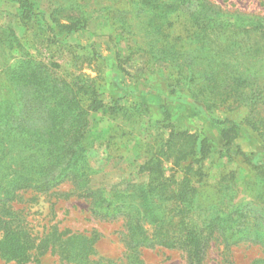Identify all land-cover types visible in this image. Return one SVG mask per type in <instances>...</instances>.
Returning <instances> with one entry per match:
<instances>
[{"label":"trees","instance_id":"obj_1","mask_svg":"<svg viewBox=\"0 0 264 264\" xmlns=\"http://www.w3.org/2000/svg\"><path fill=\"white\" fill-rule=\"evenodd\" d=\"M12 1L18 5L19 26L25 27V35L33 17L46 20L44 28L52 36L46 33L39 39L43 30L34 31V45L49 40L60 43L57 36L85 30L95 13L103 16L114 32L120 31L133 38L134 45L141 35L139 47H143L146 55L145 64L175 66L171 76L175 79L172 87L176 88L182 87L187 74L190 80L195 78L194 71L186 68L183 59L185 35H181L182 32L201 28L210 34H218L224 44L245 51L250 58L260 57L258 65L243 70L233 62L223 61L215 73H202L201 85L195 93L201 94L211 107L222 108L225 115L244 108L246 112L240 122L258 133L259 147L264 152V137L260 133V126L264 125V19L227 11L204 0H92V9L88 7V0ZM27 44L13 27L1 29L0 62L3 66L0 70L4 77L0 85L4 88L0 94L1 257L25 263L35 248L40 252L59 254L67 264L79 263L78 251L72 244L73 236L65 237V233H57L52 228L36 243L26 228L22 211L13 210L12 206L19 192L47 194L64 183H69L73 196L86 203L91 216L121 221L124 264H141L139 250L155 248L179 251L186 264H206L211 243L220 247L218 264H233L232 249L240 244L258 246L264 252V201L260 196L251 191L249 201L234 202L237 181L230 173L229 180L219 182L220 199L218 195L206 193L211 207L197 213L194 203L199 196L196 188L199 171L194 172L192 181L187 180L188 173L180 180L164 177L161 165L170 163V143L159 145V151L145 161L149 177L145 184L137 185L136 190L106 193L94 187L84 140L87 117L105 107L100 83L84 74H68V80L58 76L50 64L25 51ZM13 52H19V56H13ZM121 101L120 98L112 102L108 112L116 114L120 111ZM143 107L138 103L134 109L138 113ZM160 113L165 115H162L164 120L169 118V113L162 110ZM228 126L220 131L224 147L231 146L239 151L232 144L234 135H229L238 127L230 123ZM205 146L206 151L208 147ZM160 156L165 160L161 161ZM190 156L184 154L171 165L179 167L178 163L185 161L184 168L191 170L192 163L203 160L196 157L189 161ZM252 168L249 179L257 191H263L264 167L254 165ZM204 177L205 174H201V182ZM245 180L242 183L249 185L250 182ZM131 186L134 185L126 187ZM155 192L159 196H153ZM162 196L180 203L181 209L177 210L183 216L181 222L172 224L167 219L169 215L163 213L160 205ZM214 208L219 209L216 215L209 211ZM252 264H264V257Z\"/></svg>","mask_w":264,"mask_h":264},{"label":"rangeland","instance_id":"obj_2","mask_svg":"<svg viewBox=\"0 0 264 264\" xmlns=\"http://www.w3.org/2000/svg\"><path fill=\"white\" fill-rule=\"evenodd\" d=\"M204 1L227 11L264 19V0ZM88 7L93 8L92 0H88ZM19 17L15 2L0 0V31L7 26L13 27L17 36L28 43L25 51L47 65L50 64L51 70L58 76L68 80V74H84L96 78L100 83V94L105 107L87 117V134L84 140L94 187L101 188L106 193L136 190L139 187L137 185L145 184L149 177L145 161L159 151V145L170 143V163L163 162L161 165L164 177L168 180H180L188 173L187 180L192 181L195 178L194 172L199 171L196 175L199 179L196 184L199 196L194 203L197 204L194 205L197 213L208 211L206 209L211 207L206 193L218 195L220 199L222 190L220 192L218 189L219 182L221 179L229 180L227 176L230 173L234 174L237 181L234 202L249 201L251 191L264 201V190L257 191L256 185L249 179L254 165L264 167V152L259 147L258 133L240 122L246 110L240 108L225 115L222 108L211 107L209 102L201 98V94L195 93L201 85L202 73H215L223 61L233 62L243 70L258 65L260 57L250 58L245 51H239L231 44H224V39L218 34H210L201 28L186 31L185 34L182 32L181 35H185L183 59L185 58L186 68L194 71L195 78L190 80V75L187 74L188 78L182 81V87L176 88L172 87L175 79L171 76L175 73V66L145 64L146 55L143 47H139L141 35L134 45L133 38L120 31L114 32L109 22L99 16V13L93 15L85 30L57 36L60 43L49 40L48 43L40 42L36 45L33 43L36 40L34 31L43 30L39 39L46 33L52 36L44 28L46 20L42 21L40 16L33 17V22L28 25L30 30L25 35V27L19 26ZM13 56H19V52H13ZM2 66L3 62H0V68ZM2 73L3 70H0V85L4 81ZM3 91L1 86L0 94ZM120 98L122 101L119 105L122 109L116 114L108 112L109 105ZM138 103L145 108L139 109L140 112L137 113L134 108ZM161 110L169 113V118L164 120ZM224 121L238 127L229 135H234L232 144L239 151L230 148L231 146L228 147L230 149L224 147L220 131L231 126H228L229 123L222 124ZM260 129L264 137V125ZM204 143L208 147L206 151ZM194 152L195 154H191ZM184 154L191 155L189 161L196 157L203 160L192 163L191 170L184 168L187 165L185 161L178 163L179 167H173V161ZM160 158L161 161L165 160L164 156ZM140 167L143 169L139 170ZM201 174H205L202 182ZM245 179L250 182L249 185L242 183ZM128 185L134 186L126 187ZM152 195L159 196L157 192ZM160 198L163 213L169 215L167 219L172 224L181 222L183 216L178 211L181 209L180 203L169 196ZM12 206L13 210L22 211L26 228L36 243L55 228L57 233H65V237L73 236L72 244L79 254L77 264H124L121 221L91 216L86 203L73 196L69 183H64L47 194L19 192ZM209 211L216 215L219 209ZM219 248L215 243L210 244L206 264L220 263ZM30 253L29 261L25 263L7 260L0 255V264H67L56 253L40 252L35 248ZM231 256L233 264H252L254 260L263 258L264 252L258 246L240 244L232 249ZM139 261L141 264H186L179 251L160 248L139 250Z\"/></svg>","mask_w":264,"mask_h":264}]
</instances>
